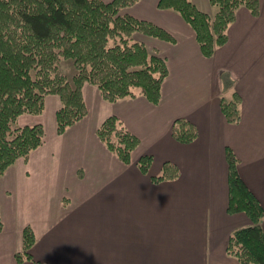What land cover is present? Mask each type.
Masks as SVG:
<instances>
[{"label":"crops","instance_id":"1","mask_svg":"<svg viewBox=\"0 0 264 264\" xmlns=\"http://www.w3.org/2000/svg\"><path fill=\"white\" fill-rule=\"evenodd\" d=\"M193 2L215 12L210 0ZM158 3L139 0L124 9L176 39L136 34L167 61L158 104L141 94L111 102L86 82L87 114L64 133L57 132L62 103L56 94L46 97L42 113L18 118L21 126L44 124L46 133L27 159L19 158L0 175V264H240L228 253V243L251 220L244 212L228 211L227 150L237 155L241 177L264 206V0L258 15L246 6L238 9L227 42L211 57L202 53L182 15ZM236 92L241 116L232 123L221 99ZM110 115L140 139L130 163L97 135ZM177 118L195 124L193 141L172 135ZM146 154L153 156L147 174L138 166ZM167 161L179 167V175L154 181ZM27 225L36 235L32 259L18 261Z\"/></svg>","mask_w":264,"mask_h":264},{"label":"trees","instance_id":"2","mask_svg":"<svg viewBox=\"0 0 264 264\" xmlns=\"http://www.w3.org/2000/svg\"><path fill=\"white\" fill-rule=\"evenodd\" d=\"M138 1L0 0V175L43 144L44 124L21 126L17 121L25 113H42L50 94L58 95L62 103L56 112L59 134L86 116V82L96 85L104 99L111 102L138 94L155 104L160 102L162 84L169 73L166 58L151 51L136 34L171 42L176 39L160 25L124 11ZM210 2L215 8L213 15L200 10L193 0L158 3L160 8L180 13L193 27L206 57L227 42L228 27L241 6L254 15L260 13V0ZM62 58L73 60L72 77L62 70ZM240 101L237 92L231 99H221L222 111L232 123L240 120ZM97 135L124 163L132 161L140 145L139 137L117 115L108 116ZM172 135L178 141L191 142L198 130L188 119L177 118ZM227 160L228 211L244 212L251 220L232 233L227 251L240 264H264V206L241 177L238 157L231 148ZM152 161V155H143L138 166L147 174ZM179 173V167L167 161L162 173L152 179L158 182L176 178ZM23 241V250L16 254L18 261L32 259L36 235L30 225L24 228Z\"/></svg>","mask_w":264,"mask_h":264},{"label":"rangeland","instance_id":"3","mask_svg":"<svg viewBox=\"0 0 264 264\" xmlns=\"http://www.w3.org/2000/svg\"><path fill=\"white\" fill-rule=\"evenodd\" d=\"M71 65L72 66L74 65L72 59L62 58L61 68L69 77H72L73 75V70H72ZM45 114H48V113H45ZM45 124L48 128V131H51L53 129V118L51 116V112L49 113V115L45 117Z\"/></svg>","mask_w":264,"mask_h":264}]
</instances>
